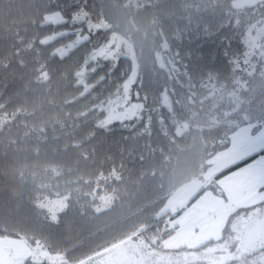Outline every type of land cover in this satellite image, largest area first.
<instances>
[{"label":"trees","instance_id":"16d2710c","mask_svg":"<svg viewBox=\"0 0 264 264\" xmlns=\"http://www.w3.org/2000/svg\"><path fill=\"white\" fill-rule=\"evenodd\" d=\"M262 26L264 1L0 0V238L42 242L61 264L137 233L162 250L176 215L161 211L228 147L226 112L261 116L264 78L248 70L264 31L255 52L245 38ZM61 196L52 220L38 202Z\"/></svg>","mask_w":264,"mask_h":264},{"label":"rangeland","instance_id":"374dc122","mask_svg":"<svg viewBox=\"0 0 264 264\" xmlns=\"http://www.w3.org/2000/svg\"><path fill=\"white\" fill-rule=\"evenodd\" d=\"M262 1L264 0H234V5L241 9ZM61 21L63 18L59 13L47 15L44 20L46 23ZM252 31L248 32L245 38L246 51L250 53L255 52L259 46L258 41L263 35L264 27ZM49 40L52 38L46 41ZM159 63L165 66L162 57H159ZM261 68L259 71L248 70L249 75L256 77H252V84L256 83L254 80L264 78V64ZM137 72L138 62L133 58L131 79L137 76ZM261 73L263 75H260ZM137 109V105L132 108ZM238 111L241 113L234 116L233 114ZM261 111V116L256 112L249 114L235 105L226 112V116L231 118L229 121L233 123L231 126L234 131L230 135L228 147L208 161L211 166L213 163L226 162L236 156L245 140L242 130L251 129L250 135L253 138L264 132V108ZM229 147H233V150H229ZM206 177L205 173L202 178L195 179L178 189L162 209V214L181 212L165 225V228L172 229L175 233L159 245L162 250L154 249L158 236L152 237L150 241L147 235L137 233L75 264H198L193 257L184 258L181 255L184 259L182 261L179 258L180 251L181 254L183 252L187 255L192 248L224 236L227 238L224 250H237L241 247L243 253L240 259L227 264H264V204L242 206L247 201H256L259 196L264 198V192L260 194L258 190L264 186V177L246 178L240 171L236 183L232 185L226 183L227 180L219 182V179L215 180L207 191L190 205L189 203L199 193V188L208 180ZM194 194L193 199L186 204V200ZM247 194L248 197L244 198L243 195ZM212 195L218 198H213ZM67 202V196H61L41 199L38 204L45 209L48 218L56 220L58 214L66 209ZM107 202L106 200L102 205L107 206ZM62 255L59 252H52L42 242L30 244L26 239L0 238V264H61Z\"/></svg>","mask_w":264,"mask_h":264},{"label":"snow or ice","instance_id":"6c2138e0","mask_svg":"<svg viewBox=\"0 0 264 264\" xmlns=\"http://www.w3.org/2000/svg\"><path fill=\"white\" fill-rule=\"evenodd\" d=\"M242 132L244 133L245 140L242 148L237 152L234 161H239L237 166L246 178L264 177V132L255 138L250 135L251 129H244ZM254 154L259 155L253 160L247 159Z\"/></svg>","mask_w":264,"mask_h":264},{"label":"crops","instance_id":"0c3cea01","mask_svg":"<svg viewBox=\"0 0 264 264\" xmlns=\"http://www.w3.org/2000/svg\"><path fill=\"white\" fill-rule=\"evenodd\" d=\"M229 150H233V147L231 148V147H229ZM259 154H254L252 157H248L247 159H250V158H257V156H258ZM234 158L235 157H233V158H231L230 160H227L226 162H222V163H220V162H216V163H213L212 164V166H210V168L207 170V172H206V179H208L207 181H206V183L205 184H203L200 188H199V192L200 191H202L205 187L207 188V187H209L215 180H216V177L219 175V174H221V173H223L224 171H226L227 169H229V168H231V167H233V166H235V165H237V164H239V161H234ZM240 168H238L237 170H234L233 172H231V173H229V174H227V175H225V176H223L222 178H220L219 180H218V182L219 181H221V180H227L226 181V183H228L229 185H232L236 180H237V178L239 177H237V175H240ZM235 176H236V178H235ZM236 183V182H235ZM234 186V185H233ZM182 188V187H181ZM230 188H233V187H230ZM258 190H259V192H260V194H262L263 192H264V186H261V188H258ZM207 190H205V192H206ZM252 191V190H251ZM250 191V192H251ZM204 192V193H205ZM250 192H249V194H250ZM204 193H202L201 195H203ZM199 194V193H198ZM197 194V195H198ZM200 195V196H201ZM195 196V194L193 195V196H191L190 198H188L186 201V204H188L189 203V201L191 200V199H193V197ZM200 196H198V198L200 197ZM254 196V195H253ZM197 197V196H196ZM195 197V198H196ZM212 197L213 198H218L216 195H212ZM243 197L244 198H246V197H248V194L247 195H243ZM194 198V199H195ZM198 198H196V200L198 199ZM192 200L189 204L191 205V204H193L196 200ZM261 204H264V198H262L261 196H259L258 198H257V200L256 201H254V200H251V201H247V202H245L244 204H242V206H246V207H253V206H256V205H261ZM179 210V209H178ZM178 210H177V212H178ZM173 214V213H172ZM178 215V214H181V212H178V213H174L173 215ZM176 215V216H177ZM201 245H203V244H201ZM201 245H199V246H201ZM196 247H198V246H196ZM196 247H194V248H192V250H194ZM187 251L188 250H190V249H186ZM189 252V251H188ZM187 257H191V256H189V255H187ZM186 257V258H187ZM185 258V257H184ZM186 260V259H185Z\"/></svg>","mask_w":264,"mask_h":264},{"label":"flooded vegetation","instance_id":"af4514ba","mask_svg":"<svg viewBox=\"0 0 264 264\" xmlns=\"http://www.w3.org/2000/svg\"><path fill=\"white\" fill-rule=\"evenodd\" d=\"M237 241H239V239H237ZM224 246L221 245V247L218 246V247L208 248L209 250L208 249L204 250L203 252L198 253L197 256L193 258L198 264H213L215 261L218 260V256L223 253H232L234 255L241 254V257H242L243 253L241 251V247H239L237 250H231V249L224 250ZM213 249L215 250L213 251ZM209 251H213V252H209ZM189 252L193 253L192 251H189ZM189 252L188 254H190ZM182 256L185 257V253H183Z\"/></svg>","mask_w":264,"mask_h":264},{"label":"water","instance_id":"95a60500","mask_svg":"<svg viewBox=\"0 0 264 264\" xmlns=\"http://www.w3.org/2000/svg\"><path fill=\"white\" fill-rule=\"evenodd\" d=\"M215 249H213V251H214ZM213 251H209V252H213ZM189 256H191V257H195V256H197V253H190L189 254ZM187 257V255H185V258ZM241 258V254H239V255H234V254H232V253H223V254H220L219 256H218V260L217 261H215L213 264H225V263H227V262H232V261H234V260H236V259H240Z\"/></svg>","mask_w":264,"mask_h":264}]
</instances>
